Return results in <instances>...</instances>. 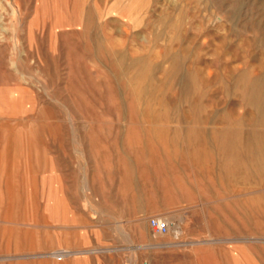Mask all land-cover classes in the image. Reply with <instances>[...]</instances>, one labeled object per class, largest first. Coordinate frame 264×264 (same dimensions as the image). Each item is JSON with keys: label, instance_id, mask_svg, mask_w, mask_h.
<instances>
[{"label": "rangeland", "instance_id": "obj_1", "mask_svg": "<svg viewBox=\"0 0 264 264\" xmlns=\"http://www.w3.org/2000/svg\"><path fill=\"white\" fill-rule=\"evenodd\" d=\"M135 1L0 0V264H63L85 243L100 264L111 251L126 264H264V171L237 85L264 70V0ZM119 53L144 58L146 78L121 75ZM43 161L47 175L34 172ZM91 231L117 243L90 244Z\"/></svg>", "mask_w": 264, "mask_h": 264}, {"label": "bare ground", "instance_id": "obj_2", "mask_svg": "<svg viewBox=\"0 0 264 264\" xmlns=\"http://www.w3.org/2000/svg\"><path fill=\"white\" fill-rule=\"evenodd\" d=\"M135 2H136L135 0H123L124 4L122 6V9H124V11L126 9V12H130L131 9L136 8L134 6ZM137 8H140V7H137ZM124 57H125L124 53H119L117 56V59H118L117 64L119 65V68H120V74L125 75V76L130 75L129 76L130 79H132L135 82L140 83L149 74L148 67H145L144 65V58L136 59L133 61L131 66H126ZM171 58L174 62V65L178 69L179 64H180L179 55L173 54ZM239 84L242 89L241 94L243 95L246 104L250 106L254 111V120L252 121L255 124L252 125L249 129H247V131L244 132L246 139L248 141V144L250 145V150L252 154L255 155L256 157V160L253 166L254 171L256 172L264 171V130L263 129L259 130L256 125V124L264 123V70L261 73V75H259L258 77L252 78V79H246V76L242 74L239 81L237 80V85ZM181 88L187 94H190L192 91L194 92L196 89L195 84H194V79L189 78L188 80H185L182 83ZM245 163H246V160L243 159L242 157H236L231 160V164L236 169L238 168V170H240L239 167H241ZM178 235H179V230L176 231L175 237L177 238ZM95 250L96 249H94L93 251L96 253ZM108 250L110 249L108 248ZM63 252H68L69 254V252H72V251H69L67 249H58V250L53 251L51 255L54 257H57V256L60 257L62 256Z\"/></svg>", "mask_w": 264, "mask_h": 264}, {"label": "crops", "instance_id": "obj_3", "mask_svg": "<svg viewBox=\"0 0 264 264\" xmlns=\"http://www.w3.org/2000/svg\"><path fill=\"white\" fill-rule=\"evenodd\" d=\"M43 162H46V164H42L40 165V170H35L34 172H40L42 173L43 175H47V173L49 172V167H48V164H47V161H43ZM46 177V176H45ZM46 204L49 205L51 204L52 206L54 205V207H59L60 206V201L57 198H49L48 196H46ZM77 204L79 205V201L77 202ZM58 218V217H57ZM59 218H58V222L59 223ZM88 239H89V243H112V242H116L117 243V239L114 238L113 235H106L104 236L103 239L101 238H98L96 237V234H93L92 231L90 233V235H88ZM154 245V246H153ZM152 248H159L161 245H156V244H151L150 245ZM56 247H58V245L56 244ZM84 247H86V243L85 244H79V245H74L72 248H74L77 252L72 256V257H69L68 259H65V262L63 264H77V263H83V264H91V263H95V264H100L101 263V260H100V257H96V255H92L94 254L95 252H85L81 249H83ZM118 250H124L126 248L124 247H118L116 248ZM97 250V249H96ZM95 250V251H96ZM97 252V251H96ZM95 256V257H94ZM113 253L112 251L109 253L108 255V258L109 261H111V264H126L125 261H120V262H115L113 261L114 260V257H113ZM49 258V255L46 256V259ZM49 260V259H48ZM47 260V264H49V261ZM68 260V261H67Z\"/></svg>", "mask_w": 264, "mask_h": 264}, {"label": "built area", "instance_id": "obj_4", "mask_svg": "<svg viewBox=\"0 0 264 264\" xmlns=\"http://www.w3.org/2000/svg\"><path fill=\"white\" fill-rule=\"evenodd\" d=\"M148 224H149L150 230H151L153 235H163V234H166L169 230V225H168L167 220H165L164 218H161V217H157V216L149 217ZM66 253H68V252H63L62 256H60V257L65 256ZM57 257H59V256H57Z\"/></svg>", "mask_w": 264, "mask_h": 264}]
</instances>
